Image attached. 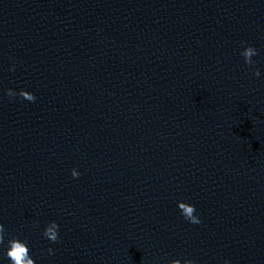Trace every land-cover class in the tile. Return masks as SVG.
<instances>
[{"label": "water", "instance_id": "1", "mask_svg": "<svg viewBox=\"0 0 264 264\" xmlns=\"http://www.w3.org/2000/svg\"><path fill=\"white\" fill-rule=\"evenodd\" d=\"M0 223L34 264H264V0H0Z\"/></svg>", "mask_w": 264, "mask_h": 264}, {"label": "clouds", "instance_id": "2", "mask_svg": "<svg viewBox=\"0 0 264 264\" xmlns=\"http://www.w3.org/2000/svg\"><path fill=\"white\" fill-rule=\"evenodd\" d=\"M240 55L243 57L244 63L251 67L254 64L253 57L258 55V49L252 45H246L242 48ZM253 72L257 77L261 75L259 69H254ZM18 95L26 98L28 101H35L36 99L33 93L28 94L27 91L22 89L19 92L11 88L7 89V96L9 99H13ZM71 175L73 178H77L80 173L76 168H72ZM177 203L181 215L185 220L191 224L201 223L199 215L196 214V207L194 204L185 201H178ZM59 227V224L55 220L50 221L43 230V237L51 242H56L59 239ZM0 244L4 245V258L8 261V264H34L29 247L24 240L12 237L5 242V227L2 223H0ZM47 253L48 255H53L54 249L49 247ZM169 264H181V261L172 260ZM183 264H194V261L185 259ZM225 264H229V262L225 260Z\"/></svg>", "mask_w": 264, "mask_h": 264}]
</instances>
